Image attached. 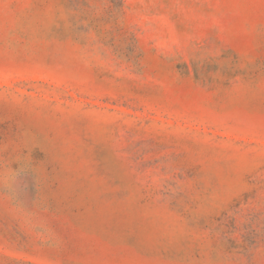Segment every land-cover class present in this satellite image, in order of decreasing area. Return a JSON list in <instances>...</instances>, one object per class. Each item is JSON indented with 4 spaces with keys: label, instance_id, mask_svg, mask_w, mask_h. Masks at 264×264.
Segmentation results:
<instances>
[{
    "label": "rangeland",
    "instance_id": "1",
    "mask_svg": "<svg viewBox=\"0 0 264 264\" xmlns=\"http://www.w3.org/2000/svg\"><path fill=\"white\" fill-rule=\"evenodd\" d=\"M0 264H264V0H0Z\"/></svg>",
    "mask_w": 264,
    "mask_h": 264
}]
</instances>
